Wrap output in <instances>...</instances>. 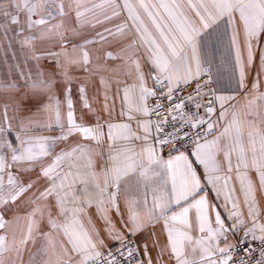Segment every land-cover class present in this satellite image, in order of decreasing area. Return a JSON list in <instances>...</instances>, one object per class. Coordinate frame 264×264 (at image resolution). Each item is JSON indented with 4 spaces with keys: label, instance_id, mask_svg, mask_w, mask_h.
<instances>
[{
    "label": "snow or ice",
    "instance_id": "1",
    "mask_svg": "<svg viewBox=\"0 0 264 264\" xmlns=\"http://www.w3.org/2000/svg\"><path fill=\"white\" fill-rule=\"evenodd\" d=\"M0 264H264V0H0Z\"/></svg>",
    "mask_w": 264,
    "mask_h": 264
},
{
    "label": "crops",
    "instance_id": "2",
    "mask_svg": "<svg viewBox=\"0 0 264 264\" xmlns=\"http://www.w3.org/2000/svg\"><path fill=\"white\" fill-rule=\"evenodd\" d=\"M86 32H87L88 35H92V34H94L93 30H91V29H86ZM89 50H90V51L92 52V54H93V62L95 63V62H96V61H95V57H96V55L98 54V51L102 54V52H103L104 50H114V46H109L108 44H105V45L103 46V48H101L100 45H95V46L91 47ZM100 62L102 63L103 61H100ZM109 64L111 65L112 62L109 61ZM105 75H107V74L105 73ZM96 87L99 88L98 80L96 81ZM114 91H115V86H113V92H114ZM98 99H99L100 103L102 104V103H103V96H102V95L99 96ZM120 103H121L120 99H115V106H116L117 110H118L119 107H120ZM26 210H27V206H23V205H22V206L20 207V209H19V211H20L21 214H23ZM94 219H95V217H94ZM97 223H99V222L97 221ZM158 232H159V230H158ZM160 239H161V241H163L164 237L161 235V236H160ZM25 258H26V257H25Z\"/></svg>",
    "mask_w": 264,
    "mask_h": 264
}]
</instances>
